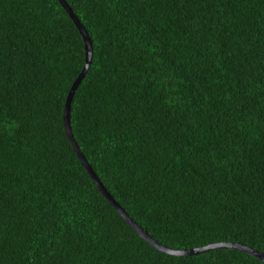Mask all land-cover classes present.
Here are the masks:
<instances>
[{
  "label": "trees",
  "instance_id": "trees-1",
  "mask_svg": "<svg viewBox=\"0 0 264 264\" xmlns=\"http://www.w3.org/2000/svg\"><path fill=\"white\" fill-rule=\"evenodd\" d=\"M92 41L71 128L158 243L264 254V0H66ZM86 64L59 0H0V264H264L172 255L107 200L64 110Z\"/></svg>",
  "mask_w": 264,
  "mask_h": 264
},
{
  "label": "water",
  "instance_id": "water-1",
  "mask_svg": "<svg viewBox=\"0 0 264 264\" xmlns=\"http://www.w3.org/2000/svg\"><path fill=\"white\" fill-rule=\"evenodd\" d=\"M59 1L63 5V7L66 9L68 14L71 16V18L74 21V23L76 24V26L78 27L80 33L82 34V36L84 38L85 48H86V64H85L84 69L82 70L81 74L78 76V78L76 79V81L72 85L70 92L68 94V97H67V102H66L65 110H64V127H65L67 137H68L70 143L72 144L74 151L78 155L79 159L81 160V162L83 163L85 168L88 170L89 174L91 175V177L94 180V182L96 183V185L99 187L102 194L118 210V212L125 218V220L135 229V231L144 240L148 241L155 248H157L158 250H161L165 253L183 256V255L198 254L201 252H205V251L213 250V249H219V248H233V249H239V250H242L244 252H247L248 254L257 257L258 259H260L261 261L264 262V254L263 253L255 250V249H252L250 247L244 246L242 244H238V243H217V244L209 245V246L202 247V248H196V249H192V250H175L172 248H168V247L158 243L156 240H154L135 221H133L130 218V216L126 213V211L120 206V204H118L116 202V200L111 196V194L107 191V189L105 188V186L103 185V183L101 182V180L99 179V177L97 176V174L95 173V171L93 170L91 165L89 164L88 160L85 158V156L81 152V150H80V148H79V146H78V144L74 138L72 128H71V119H70V110H71V104H72L74 94H75L76 89L78 88L79 84L84 79V77H85V75H86V73L90 67V64H91L92 51H93L92 41H91V38H90L88 32L86 31L84 25L80 22L78 17L74 14L72 8L68 5L66 0H59Z\"/></svg>",
  "mask_w": 264,
  "mask_h": 264
}]
</instances>
